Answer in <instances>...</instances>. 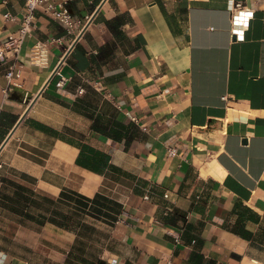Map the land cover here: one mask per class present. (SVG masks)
<instances>
[{"label": "crops", "instance_id": "obj_1", "mask_svg": "<svg viewBox=\"0 0 264 264\" xmlns=\"http://www.w3.org/2000/svg\"><path fill=\"white\" fill-rule=\"evenodd\" d=\"M237 1L252 18L233 31ZM52 4L81 21L75 33ZM24 11L0 0V44ZM38 42L45 64L32 62ZM0 163V191L12 178L120 203L116 220L100 216L111 234L98 264H264V0L43 2L0 66ZM1 210L19 226L0 229V264L67 263L77 231Z\"/></svg>", "mask_w": 264, "mask_h": 264}, {"label": "trees", "instance_id": "obj_2", "mask_svg": "<svg viewBox=\"0 0 264 264\" xmlns=\"http://www.w3.org/2000/svg\"><path fill=\"white\" fill-rule=\"evenodd\" d=\"M118 128L114 127L113 132L116 138L121 135V123L118 121L114 122ZM129 141L135 136L136 126L129 123L128 126ZM21 177L29 182L34 183L35 178L28 173L22 172ZM8 184L12 187L11 192L0 191V205L22 215L28 219L38 220L41 223L52 222L59 226L75 230L76 228L70 222L74 221V215H78L75 224L79 225L78 230L81 226H87L84 219L80 218L79 215H89L93 218L100 219L101 214L107 217L112 216L113 220H116V213H119L120 203L110 197L97 193L94 197H89L83 193H80L72 189H64L61 191L58 198H53L48 195H42L36 192V190L30 186H27L19 181L12 178H5ZM9 188V187H7ZM52 203L51 206H44V202ZM67 203L71 211H62L59 209L56 203ZM34 209H38V213L34 212ZM121 214V212H120ZM78 230L77 233L81 234Z\"/></svg>", "mask_w": 264, "mask_h": 264}, {"label": "built area", "instance_id": "obj_3", "mask_svg": "<svg viewBox=\"0 0 264 264\" xmlns=\"http://www.w3.org/2000/svg\"><path fill=\"white\" fill-rule=\"evenodd\" d=\"M47 0H25V11L22 16V20L19 28L16 31L10 32L6 41L0 44V66L8 61V59L13 58L14 62L18 59V55L23 46V43L27 36L31 35L36 27V10ZM46 11L51 13L57 19L61 20L67 27L68 33H75L79 23V19H76L71 12V9L66 4L59 5H47ZM8 19H16V16L11 12L5 14ZM252 18V8L246 6L242 2H235L231 8V19L233 31L236 29H244L248 26L250 19ZM60 40V38H58ZM56 40V39H52ZM46 45L44 42H38L32 48V62L34 64H45L46 55L44 54ZM13 66H10L6 71V76L11 79L13 77L14 71ZM61 82H59L60 84ZM64 83V81H62ZM15 85H20L14 82ZM84 88H80L79 92L82 93ZM5 94L8 95V90H5ZM224 99L227 98L225 95ZM135 119V116H134ZM169 155L174 156L178 153V148L172 146L169 148ZM2 164L0 163V166ZM167 195V194H165Z\"/></svg>", "mask_w": 264, "mask_h": 264}, {"label": "rangeland", "instance_id": "obj_4", "mask_svg": "<svg viewBox=\"0 0 264 264\" xmlns=\"http://www.w3.org/2000/svg\"><path fill=\"white\" fill-rule=\"evenodd\" d=\"M17 178H21V173H14ZM0 177H2L0 175ZM12 189V188H10ZM45 195V194H42ZM60 210L62 211H71L70 206L67 203H56ZM52 203L44 202V206H51ZM34 212L38 213V209H34ZM19 215V214H18ZM80 218L84 219L87 226H81L78 230L79 225L75 224L77 221L78 215H74V221L70 222L72 226L74 225L76 230L81 234L77 233V238L72 247L69 258L66 264H98L100 256L102 255L105 247L109 245L110 242V226L111 223L105 220L93 219L89 215H79ZM28 219V218H27ZM22 218L16 219V222H22ZM32 223L31 225H42L44 223L39 222L38 220L29 219ZM30 225V224H29ZM30 225V227H32ZM15 224L7 214H4L2 210L0 211V229L5 227L15 228ZM19 226V225H17ZM16 226V228H17ZM38 227V226H37ZM34 228V227H32ZM40 228V227H39ZM35 229V228H34ZM37 230V229H35Z\"/></svg>", "mask_w": 264, "mask_h": 264}, {"label": "water", "instance_id": "obj_5", "mask_svg": "<svg viewBox=\"0 0 264 264\" xmlns=\"http://www.w3.org/2000/svg\"><path fill=\"white\" fill-rule=\"evenodd\" d=\"M91 20H92V19H91ZM91 20H89V21L87 22V24L85 25V27L91 22ZM83 30H84V29H83ZM83 30L81 31L80 34H82Z\"/></svg>", "mask_w": 264, "mask_h": 264}]
</instances>
